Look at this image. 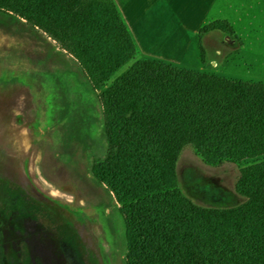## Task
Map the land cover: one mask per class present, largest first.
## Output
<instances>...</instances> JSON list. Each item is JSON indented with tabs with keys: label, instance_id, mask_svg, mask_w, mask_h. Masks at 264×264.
<instances>
[{
	"label": "trees",
	"instance_id": "obj_1",
	"mask_svg": "<svg viewBox=\"0 0 264 264\" xmlns=\"http://www.w3.org/2000/svg\"><path fill=\"white\" fill-rule=\"evenodd\" d=\"M0 12L42 30L101 92L110 151L95 175L121 205L130 264H264V79L144 55L115 0H0ZM215 32L228 57L245 49L228 21L212 20L198 32L200 55ZM188 146L211 164H243L244 201L186 194L177 163Z\"/></svg>",
	"mask_w": 264,
	"mask_h": 264
},
{
	"label": "rangeland",
	"instance_id": "obj_2",
	"mask_svg": "<svg viewBox=\"0 0 264 264\" xmlns=\"http://www.w3.org/2000/svg\"><path fill=\"white\" fill-rule=\"evenodd\" d=\"M205 44L207 51L195 59L200 68L182 66L222 74L230 50L223 35ZM100 93L47 34L0 12V165L40 195L59 225L75 231L96 264H130L132 246L121 205L95 175L97 163L110 151ZM242 165L211 164L188 146L177 172L195 202L233 206L244 201L237 193Z\"/></svg>",
	"mask_w": 264,
	"mask_h": 264
},
{
	"label": "crops",
	"instance_id": "obj_3",
	"mask_svg": "<svg viewBox=\"0 0 264 264\" xmlns=\"http://www.w3.org/2000/svg\"><path fill=\"white\" fill-rule=\"evenodd\" d=\"M115 2L144 55L185 66L200 68V62H195L200 56V28L212 20L228 21L245 49L227 57L219 72L264 79V0Z\"/></svg>",
	"mask_w": 264,
	"mask_h": 264
},
{
	"label": "flooded vegetation",
	"instance_id": "obj_4",
	"mask_svg": "<svg viewBox=\"0 0 264 264\" xmlns=\"http://www.w3.org/2000/svg\"><path fill=\"white\" fill-rule=\"evenodd\" d=\"M5 168L0 165V264H96L75 231L59 225L40 195Z\"/></svg>",
	"mask_w": 264,
	"mask_h": 264
}]
</instances>
